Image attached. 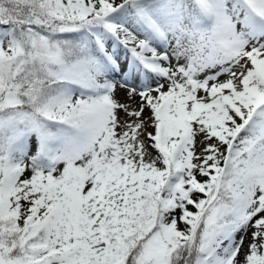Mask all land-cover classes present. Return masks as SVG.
<instances>
[{
	"label": "snow or ice",
	"instance_id": "obj_1",
	"mask_svg": "<svg viewBox=\"0 0 264 264\" xmlns=\"http://www.w3.org/2000/svg\"><path fill=\"white\" fill-rule=\"evenodd\" d=\"M0 264H264V0H0Z\"/></svg>",
	"mask_w": 264,
	"mask_h": 264
},
{
	"label": "rangeland",
	"instance_id": "obj_2",
	"mask_svg": "<svg viewBox=\"0 0 264 264\" xmlns=\"http://www.w3.org/2000/svg\"><path fill=\"white\" fill-rule=\"evenodd\" d=\"M122 94H123V93H122ZM123 98H124V96H121V99H123ZM180 227H181V228H183V227H184V225H183V224H181V225H180Z\"/></svg>",
	"mask_w": 264,
	"mask_h": 264
},
{
	"label": "bare ground",
	"instance_id": "obj_3",
	"mask_svg": "<svg viewBox=\"0 0 264 264\" xmlns=\"http://www.w3.org/2000/svg\"><path fill=\"white\" fill-rule=\"evenodd\" d=\"M120 96H123V94L121 93Z\"/></svg>",
	"mask_w": 264,
	"mask_h": 264
}]
</instances>
